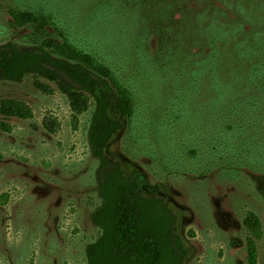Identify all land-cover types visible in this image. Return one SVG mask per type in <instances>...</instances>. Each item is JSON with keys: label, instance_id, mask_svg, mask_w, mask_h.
I'll use <instances>...</instances> for the list:
<instances>
[{"label": "rangeland", "instance_id": "1", "mask_svg": "<svg viewBox=\"0 0 264 264\" xmlns=\"http://www.w3.org/2000/svg\"><path fill=\"white\" fill-rule=\"evenodd\" d=\"M85 2L0 0V45L54 42L49 50L55 55L76 60L74 46L110 63L134 110L113 135L107 157L135 171L173 211L174 233L185 250L182 264H249V214L258 217L261 229L255 264H264V132L251 131L250 124L239 127L264 121V98L251 95L257 104L236 115L218 113V102L208 107L214 90L207 79H176L173 64L163 80L157 66L162 43L152 31L138 57L136 45L129 44L124 57L110 60L111 51L97 45L101 24L89 22L88 10L81 9ZM70 3L76 13L63 8ZM21 11L42 19L17 24L12 13ZM138 29H128L127 36L136 39ZM122 30L110 33L114 38ZM3 99L15 100L26 116L0 114V264H85V247L100 234L90 220L100 204L98 162L87 141L93 107L76 114L54 82L32 75L0 80Z\"/></svg>", "mask_w": 264, "mask_h": 264}, {"label": "trees", "instance_id": "2", "mask_svg": "<svg viewBox=\"0 0 264 264\" xmlns=\"http://www.w3.org/2000/svg\"><path fill=\"white\" fill-rule=\"evenodd\" d=\"M65 6L76 13L71 3ZM81 9L88 10L85 15L89 22L101 24L97 45L111 51L108 58L113 61L124 57L129 44L136 45L138 57L144 50L141 45L146 33H155L162 43L158 53L161 69L157 66L163 80L168 79L173 64L176 79H207L214 90L208 107L218 102L220 114L236 115L246 105H256L251 95L259 98L257 101L264 98V0H86ZM12 18L17 24L39 23L42 19L33 11L15 12ZM135 26L139 27V43L126 32ZM115 27L123 30L113 38L110 29ZM53 44L28 48L0 45V80L18 82L26 75L44 78L57 85L76 114L93 107L87 141L98 162L95 176L100 204L91 212L90 220L100 234L86 245L85 264H182L185 250L174 233L173 211L162 198L151 195L147 188L153 191L154 187L142 184L135 171L126 172L120 162L107 157L113 135L134 110L123 79L110 63L100 61L85 48L76 50L73 46L76 60H72L49 50ZM183 83L186 88L191 86ZM37 85L43 89L40 83ZM231 97L240 101L234 102ZM0 114L26 116L13 99L0 100ZM256 120L239 122V127L250 124L251 131L262 128L264 132V121L260 124ZM245 224L253 234L246 240L247 260L255 264L260 222L256 215L249 214Z\"/></svg>", "mask_w": 264, "mask_h": 264}]
</instances>
